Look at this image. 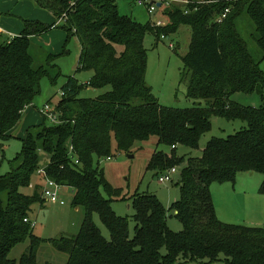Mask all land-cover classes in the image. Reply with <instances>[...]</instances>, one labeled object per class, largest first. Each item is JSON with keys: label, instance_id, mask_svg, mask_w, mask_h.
I'll return each instance as SVG.
<instances>
[{"label": "trees", "instance_id": "1", "mask_svg": "<svg viewBox=\"0 0 264 264\" xmlns=\"http://www.w3.org/2000/svg\"><path fill=\"white\" fill-rule=\"evenodd\" d=\"M32 1L51 12L58 25L24 20L19 36L5 41L0 37V140L11 137L39 95L41 80L53 79L50 68L55 65L49 61L55 56L49 55L47 67L34 65V36L62 28L66 42L76 37L81 46L77 72L92 73L88 87L108 90L96 98H81L84 87L70 76L56 105L60 122L48 126L45 121L27 130L14 165L0 175V264H38L44 243L66 253L67 264L213 263L220 256L227 264H264V226L222 222L211 191L214 183H234L242 174L264 175V0H192L188 13L184 6H164V27L142 25L120 14L116 0ZM226 9L230 13L220 22ZM244 15L255 25L251 38L262 52L259 61L238 29ZM182 27L191 29L182 81L187 83V97L198 105L175 109L160 105L146 81L145 39L148 34L158 41L169 39ZM237 94H256L261 105L244 106L233 99ZM213 116L242 121L247 127L225 139L213 138L201 157L179 156L180 146L199 148L212 129ZM153 144L147 169L159 177L172 168L180 171L181 196L169 210L154 195L126 196L100 167L108 157L131 155ZM161 146L170 152L159 151ZM42 169L45 176L38 174ZM36 175L39 183L31 194L24 193ZM47 179L74 190L72 205L85 213L77 235L46 240L25 222L32 221L33 207L44 203ZM114 200L134 208L133 237L128 219L114 211ZM168 211L175 212L182 231L168 227ZM94 214L108 229L110 241L94 223ZM27 240L28 252L19 260L10 258L12 249Z\"/></svg>", "mask_w": 264, "mask_h": 264}, {"label": "rangeland", "instance_id": "2", "mask_svg": "<svg viewBox=\"0 0 264 264\" xmlns=\"http://www.w3.org/2000/svg\"><path fill=\"white\" fill-rule=\"evenodd\" d=\"M9 1V0H6ZM30 1L34 7L35 4ZM120 14L131 17L136 22L146 25L151 23L156 26V21H168L159 13L149 14L147 6L138 4L137 0H116ZM21 5V4H20ZM179 6V5H178ZM6 17H10L6 15ZM238 29L242 37L246 40L249 50L254 59L259 61L262 52L255 43L251 35L255 32L254 23L246 16H242L237 21ZM25 26V25H24ZM164 27V26H162ZM60 32L42 34L32 40L30 53L34 58L35 67L48 65V57L51 52L57 51L61 55H56L50 64L55 68H50L53 79L44 77L40 83V93L35 98L33 104L26 110L17 128L12 131L11 137L7 140H0V175H5L14 165V159L21 152L23 140L26 138L27 130L30 127L39 126L45 121L41 110L50 105L56 109L57 103L62 99L63 86L70 76H76L79 84L83 85L80 93L81 98H96L107 92L104 90H94L87 84L91 78V72H77L78 61L81 55V46L76 37L66 42L67 35L62 28L56 29ZM9 33L2 35L1 40L11 39ZM191 43V29L182 27L177 34H173L169 39H160L148 34L145 39V47L148 52L146 81L153 89L154 96L162 106L175 109H188L197 106L196 100L187 97V83L182 81L183 61ZM174 45L175 49L170 48ZM179 46V48H178ZM66 52V53H65ZM65 53V54H64ZM55 54V53H53ZM264 71V60L260 64ZM233 99L244 105L259 107L261 98L254 95L237 94ZM202 106H206L201 102ZM212 129L206 133L199 144L198 149H190L184 146L178 147V155L185 156L186 159L201 157L203 150L213 138H227L247 127L242 121H228L226 119L213 116L211 118ZM144 150L134 154H116L111 161H101V169L104 171L106 179L115 188L122 189L123 194L130 197L134 194H149L156 196L162 204L169 210L171 206L180 199V171L172 176V182L160 183L159 176L154 171L147 169L151 154L155 151L156 145L143 146ZM159 151L170 152L166 147H159ZM178 169V168H177ZM36 175L30 188L23 192L31 194L34 187L39 183ZM264 175L260 173L243 174L237 177L234 183H214L212 185V197L217 211L218 218L225 223L244 226H264V193L261 192ZM74 190L69 187H62L60 191L61 200L64 205L52 204L49 201L36 204L31 213L32 221L35 223L34 234L42 239H58L61 236H75L80 230L84 221L85 213L81 208H74L72 205ZM112 207L116 214L125 217L129 221L130 236L135 235L136 222L134 220L135 210L129 202L114 200ZM94 223L100 229L102 236L110 241L111 236L108 229L103 225L99 216L94 214ZM168 227L174 232L182 231L180 221L175 217L174 211H168ZM30 247V240L15 246L10 258L19 260L23 254L27 253ZM68 255L57 250L51 243L42 244L37 253L38 264H67ZM225 256H220L216 262L209 260L189 262L188 264H227Z\"/></svg>", "mask_w": 264, "mask_h": 264}, {"label": "built area", "instance_id": "3", "mask_svg": "<svg viewBox=\"0 0 264 264\" xmlns=\"http://www.w3.org/2000/svg\"><path fill=\"white\" fill-rule=\"evenodd\" d=\"M138 4L147 6V10L149 14H154L159 12L160 14L163 11V7H169L171 5H179L185 7V13H188V6L191 4H194V1L192 0H137ZM161 3V6L159 7L157 4ZM230 13L229 9H226L222 18L220 19V22L226 18V16ZM162 15V14H161ZM167 23L164 21H156V26L162 27L166 26ZM165 37L163 36V39ZM170 48H174V45H170ZM63 95V94H62ZM42 115L45 119H47L51 124H57L60 122L59 115L56 112V109L53 107H50V105H46L41 110ZM113 157L106 158V161H111ZM1 161V157H0ZM177 173V168L170 169L166 174L161 175L159 177L160 183H166V182H172V176ZM39 175L45 176L44 170H40L38 172ZM62 189V186L57 184L55 181L47 179L45 181V185L42 190V197L46 200L51 202L52 204H61L64 205V202L61 200L60 191ZM25 222L31 223L33 227H35V223L33 221H30L29 219H25Z\"/></svg>", "mask_w": 264, "mask_h": 264}, {"label": "crops", "instance_id": "4", "mask_svg": "<svg viewBox=\"0 0 264 264\" xmlns=\"http://www.w3.org/2000/svg\"><path fill=\"white\" fill-rule=\"evenodd\" d=\"M6 15H9L10 17H6ZM24 20L40 21V22H44L47 24L56 23L58 25V21L56 17L51 12L34 7V5L28 0H9V1L0 0V37L1 38H2V35L7 34V33L13 36L11 39L19 36L23 32L24 27H25ZM56 29L58 28L52 29V31L51 30L50 31L60 32V31H57ZM65 34L67 35L66 32ZM40 37H42V35ZM34 38H38V36L32 37L31 41ZM51 53L52 54L50 55L52 56H56L57 54L58 55L62 54V52L58 53L57 51L51 52Z\"/></svg>", "mask_w": 264, "mask_h": 264}, {"label": "water", "instance_id": "5", "mask_svg": "<svg viewBox=\"0 0 264 264\" xmlns=\"http://www.w3.org/2000/svg\"><path fill=\"white\" fill-rule=\"evenodd\" d=\"M157 5L160 7V6H161V3H158ZM131 156H132V155H131ZM132 157H133V156H132Z\"/></svg>", "mask_w": 264, "mask_h": 264}]
</instances>
